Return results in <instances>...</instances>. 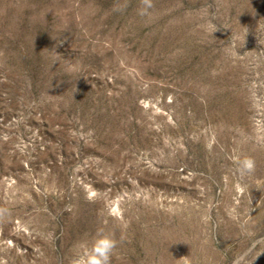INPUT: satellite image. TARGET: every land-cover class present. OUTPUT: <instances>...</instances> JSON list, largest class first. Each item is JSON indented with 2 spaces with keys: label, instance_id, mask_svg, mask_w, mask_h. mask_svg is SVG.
Segmentation results:
<instances>
[{
  "label": "rangeland",
  "instance_id": "1",
  "mask_svg": "<svg viewBox=\"0 0 264 264\" xmlns=\"http://www.w3.org/2000/svg\"><path fill=\"white\" fill-rule=\"evenodd\" d=\"M106 240L264 264V0H0V264Z\"/></svg>",
  "mask_w": 264,
  "mask_h": 264
},
{
  "label": "clouds",
  "instance_id": "2",
  "mask_svg": "<svg viewBox=\"0 0 264 264\" xmlns=\"http://www.w3.org/2000/svg\"><path fill=\"white\" fill-rule=\"evenodd\" d=\"M243 172H251L255 167V162L252 159H246L242 164ZM115 248V243L111 240H106L94 247L86 257H81L77 264H109L110 256Z\"/></svg>",
  "mask_w": 264,
  "mask_h": 264
}]
</instances>
